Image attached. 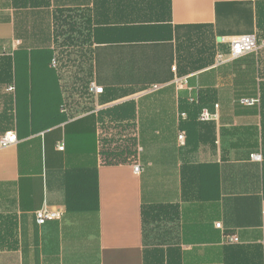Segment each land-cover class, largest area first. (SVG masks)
<instances>
[{
    "label": "crops",
    "instance_id": "obj_1",
    "mask_svg": "<svg viewBox=\"0 0 264 264\" xmlns=\"http://www.w3.org/2000/svg\"><path fill=\"white\" fill-rule=\"evenodd\" d=\"M246 35L264 0H0V264H264V47L217 63Z\"/></svg>",
    "mask_w": 264,
    "mask_h": 264
},
{
    "label": "built area",
    "instance_id": "obj_2",
    "mask_svg": "<svg viewBox=\"0 0 264 264\" xmlns=\"http://www.w3.org/2000/svg\"><path fill=\"white\" fill-rule=\"evenodd\" d=\"M223 43H228L230 47L229 52V58H226L225 55L220 54L218 55V64H224L225 62L229 60H235L239 59L241 57H244L246 55L258 52L262 47H264V42H260L258 36L256 35H246V36H240V37H234V38H228L223 39ZM52 67L56 70L60 67V60L58 57H54L52 60ZM180 86L186 85L185 80H179L177 82ZM10 91H14V87L8 88ZM86 92L89 96L95 97L102 95L104 93V89L102 87H99L95 82H90L87 85ZM155 89V88H153ZM190 102L194 103L197 102L196 99L191 98ZM259 102V100L255 99H244L242 103L246 106H254ZM218 107V106H216ZM62 113L68 116V120H72L76 117V115H72L71 113V103L70 101H66L64 103V106L62 107ZM181 118L187 119L188 114L186 112H183L180 115ZM212 114L209 112L207 108L202 109L199 119L201 121H209L212 119ZM124 139L128 138V136L125 134ZM138 137L137 132L132 133V139H136ZM184 138V135L180 136V140ZM18 142V137L16 132L10 131L5 133L0 138V147L6 148L12 145H15ZM60 150H64V146L59 147ZM105 149H107V146L102 145L101 147V153H100V162L101 163H111V162H118L119 158H131L134 166V172L136 174H140L143 171L142 166L139 164V153L142 151V148L138 145H136L134 142H121L119 144V150L120 152L116 153L115 155H107L105 153ZM118 151V150H117ZM252 160L254 161H261V155H252ZM36 221L39 225H45L49 221H59L64 216L63 210H50L47 206H44L42 209L36 212ZM220 227V224L217 225ZM229 242L236 243L238 242V238L236 236H232L229 238Z\"/></svg>",
    "mask_w": 264,
    "mask_h": 264
},
{
    "label": "trees",
    "instance_id": "obj_3",
    "mask_svg": "<svg viewBox=\"0 0 264 264\" xmlns=\"http://www.w3.org/2000/svg\"><path fill=\"white\" fill-rule=\"evenodd\" d=\"M192 103V102H191ZM192 104H199V102L197 101V102H194V103H192ZM64 106V103H63V105L61 106V109H60V111H61V113H62V107ZM63 114V113H62ZM63 116L65 117V119L68 121V116L67 115H65V114H63ZM148 212H149V215H151V212H152V209H149L148 211L147 210H145L144 209V217L145 218H147V220L146 221H148V220H150V218L148 217L149 215H148ZM150 217H152V216H150ZM0 234H1V232H0Z\"/></svg>",
    "mask_w": 264,
    "mask_h": 264
},
{
    "label": "rangeland",
    "instance_id": "obj_4",
    "mask_svg": "<svg viewBox=\"0 0 264 264\" xmlns=\"http://www.w3.org/2000/svg\"><path fill=\"white\" fill-rule=\"evenodd\" d=\"M76 28H77V24H76ZM79 38H80V37H77L76 39H79ZM84 79H87V78H85V77L83 76V77H82V80H84ZM85 87L87 88V86H85ZM85 87H84V89H83V91H85V93H84V95H83L84 97L87 96V93H86V90H87V89H86Z\"/></svg>",
    "mask_w": 264,
    "mask_h": 264
}]
</instances>
